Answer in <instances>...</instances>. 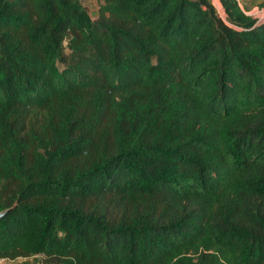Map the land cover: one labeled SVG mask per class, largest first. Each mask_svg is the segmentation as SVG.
<instances>
[{"label": "trees", "instance_id": "trees-1", "mask_svg": "<svg viewBox=\"0 0 264 264\" xmlns=\"http://www.w3.org/2000/svg\"><path fill=\"white\" fill-rule=\"evenodd\" d=\"M97 1L0 0V259L264 264V18Z\"/></svg>", "mask_w": 264, "mask_h": 264}, {"label": "rangeland", "instance_id": "rangeland-1", "mask_svg": "<svg viewBox=\"0 0 264 264\" xmlns=\"http://www.w3.org/2000/svg\"><path fill=\"white\" fill-rule=\"evenodd\" d=\"M264 0H238V2L240 3V5L242 7H244V4H247L249 6L248 9H246V13L252 15V16H257L260 15L261 13L264 14V4L261 6L260 2H262ZM82 4L86 7V9L88 10L89 14L91 16H94L96 13V9L98 7L99 2L97 0H81ZM216 5V8L218 9V11L222 14L221 11V7L220 3L218 0H216L214 2ZM13 261L11 260H1L0 259V264H12Z\"/></svg>", "mask_w": 264, "mask_h": 264}, {"label": "built area", "instance_id": "built-area-1", "mask_svg": "<svg viewBox=\"0 0 264 264\" xmlns=\"http://www.w3.org/2000/svg\"><path fill=\"white\" fill-rule=\"evenodd\" d=\"M216 0H211V2L214 4V5H216L214 2H215ZM220 7V6H219ZM219 9V8H218ZM246 12V11H245ZM256 18H257V20H259V19H261V18H264V14L263 13H261L260 15H257V16H255Z\"/></svg>", "mask_w": 264, "mask_h": 264}, {"label": "water", "instance_id": "water-1", "mask_svg": "<svg viewBox=\"0 0 264 264\" xmlns=\"http://www.w3.org/2000/svg\"><path fill=\"white\" fill-rule=\"evenodd\" d=\"M9 208H10V207H6V208H3V209H0V217H1L2 215H4V214L8 211Z\"/></svg>", "mask_w": 264, "mask_h": 264}]
</instances>
